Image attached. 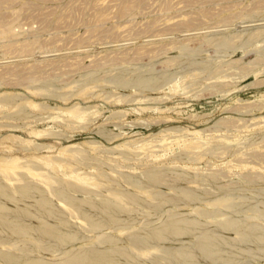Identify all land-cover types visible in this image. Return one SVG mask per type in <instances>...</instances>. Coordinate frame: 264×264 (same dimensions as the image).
<instances>
[{"label": "rangeland", "instance_id": "rangeland-1", "mask_svg": "<svg viewBox=\"0 0 264 264\" xmlns=\"http://www.w3.org/2000/svg\"><path fill=\"white\" fill-rule=\"evenodd\" d=\"M95 1L0 0L1 26L12 23L0 29V158H45L35 173L75 183L87 178L85 187L121 211L91 228L49 193L47 179L26 174L23 179L46 190L77 238L58 244L35 231L24 236L0 226V250L43 264H59L66 250L87 246L125 249L127 255H118L122 264H234L195 248L194 260L166 254L211 230L226 240L222 248L237 263L264 264V241H244L220 225L233 219L264 235V0ZM127 2L132 8L119 16ZM139 77L153 83L135 84ZM20 107L26 112L17 114ZM74 147L83 160L72 156ZM150 170L161 180L148 179ZM14 175L4 181L16 183ZM225 197L228 206L216 203ZM170 216L192 219L191 231L134 241ZM103 233L112 243L98 241Z\"/></svg>", "mask_w": 264, "mask_h": 264}, {"label": "bare ground", "instance_id": "bare-ground-1", "mask_svg": "<svg viewBox=\"0 0 264 264\" xmlns=\"http://www.w3.org/2000/svg\"><path fill=\"white\" fill-rule=\"evenodd\" d=\"M96 1H95V3H96ZM121 6L122 7H121V11H120L119 16H121V13H123L126 9L131 7V5H129L128 2L124 3ZM119 10H120V8H119ZM125 12L128 13V11H125ZM95 14H100L102 16V18L105 17L104 16L105 14L103 15V14H101V12L95 13ZM106 14H108V13H106ZM100 15L97 16L99 20L102 19V18L101 19L99 18ZM9 23H10V25L12 24L11 22H9ZM9 23L7 21V24L4 23L5 25H2V26H1V24H2L1 23L0 29H2L1 27H3V26L6 27L7 25H9ZM5 27H3V28H5ZM3 30L4 29H2L1 31H3ZM11 30L12 29L9 30L10 33H11ZM7 31H4V32H7ZM2 34H4V33L1 32L0 35H2ZM9 37H11V36H9ZM6 38H8V36H6ZM32 40H29L28 43L32 42ZM33 43H34V41H33ZM193 43H196V41H193ZM193 43H191V45ZM3 44H2V46H3ZM8 44H12V43L10 42ZM30 45H31V43H30ZM4 47H5V45H4ZM6 47H9V45ZM138 47H135L134 49L137 51L139 50V52H141L140 51L141 47L140 46H138ZM23 48H24V46H23ZM136 48H138V49H136ZM28 49H30V48H26V50H28ZM24 50H25V48H24ZM137 54H139V53L137 52ZM64 62H66V61H64ZM60 65H58V66H60ZM72 65H74V64L72 63ZM13 68H15V67H13ZM35 69H37V68L35 67ZM11 70H12V72H10V74L13 73L12 67L10 68L9 71H11ZM16 70H18V69H16ZM9 71H7V72H9ZM19 71H20V69H19ZM5 74H6V72H5ZM8 74H6V75H8ZM29 78L26 77L27 80ZM20 79H21V77H20ZM26 79L23 77V80H26ZM29 80H31V79H29ZM116 83H118L120 85H125L126 80H124L122 78H118L116 80ZM134 83L135 84H141V85H149V84L153 83V81L149 80L147 78L139 77L134 81ZM0 100H3V98H1ZM27 107H29V106H27ZM0 108H3V107H0ZM13 110H15V107ZM25 112H26V110L23 107H20L17 110V114H23ZM73 112H75V111H73ZM70 146L71 145L66 146L64 148H68ZM189 146H190V144H189ZM72 150H73V151H71L72 156L75 155V153L80 154V152H81V150H79V148H77V147L72 148ZM11 155H13V154H11ZM11 155L0 158V226L2 228L9 230L10 233L25 236V235H30L32 232L35 231L42 237L47 236V237L55 240V242L58 244L71 243L74 240H76V238H77L76 232L66 229V227H67L66 219L63 216L59 215L60 210L53 204L51 198L47 195L46 190L44 188H42L41 186L37 185L36 183H34V181H32L30 179H23V175H26V174L27 175L29 174L30 176H34V178H36V179H39L40 177L42 179H44V178L47 179V181L45 179H44L45 181L44 180L43 181L48 185L47 188H48L49 193L51 195H53L54 197H56L57 199H59L60 201H63L68 207L71 208L70 211L73 210L74 213L77 214V217L84 220L91 228H94V229L101 228L102 226L105 225L107 220H111V221L115 220L118 216L119 211H121L118 203L114 202L113 200H110L107 197L99 196L98 192H96L94 190H89L87 187H85L83 184L85 182H87V180H86L87 178L86 179L85 178H83V179L79 178L78 180H80V182H77V183H75L74 181L69 180L67 178H63V177L53 180L52 178H50L52 176L42 175V173H39L40 171H37L38 173L37 172L35 173V170L33 169V168L39 167V166H37L40 163L39 161L40 160H46L45 158H43V159L41 158L38 161L33 160L34 162L32 161L29 163V162L19 161L17 159V155H15L16 157H13ZM80 155H81L80 158L83 160L85 158V156L82 154H80ZM20 158L21 157H19V159ZM69 158H71V157H69ZM158 159H159V157H158ZM44 162L46 163L47 166L51 165L47 161H44ZM52 164H54V163H52ZM255 164H259V163H255ZM64 166L65 165H63V167ZM68 166H70V165H68ZM51 167H52L51 169H53V166H51ZM47 168H49V167H47ZM219 168H220V166H219ZM251 168H253V167H251ZM69 169H71L73 172L72 166ZM93 169H95V168H93ZM20 171H22V172H20ZM12 174H15L16 177H18L17 178L18 181L16 183H13L12 185H9L4 181V178H6L8 180L12 179V176H11ZM19 174H22V175H19ZM17 175H19V176H17ZM37 175H40V177L38 178ZM78 175H80V174H78ZM245 175L246 174H244V176ZM159 176H160V172H158V170H150L149 173L147 174V178L150 179L152 182L159 181V179H160ZM248 178H252V177L248 176ZM53 181H54V183H56L55 185H52ZM91 182L93 183V180H91ZM74 191L83 192L84 197L83 198L75 197L74 194H72V192H74ZM89 193H95L97 195V198L91 197L89 195ZM187 195H189V194H187ZM28 197L34 198L33 199L34 202L32 204L24 203V205H22V206L18 205L19 201H22ZM6 201L14 202L16 204L15 208L8 206ZM229 202H230L229 198H226V197L216 200V203L221 205V206H228ZM85 206L97 208L96 210L98 211V213L97 214L90 213L88 211V209H86ZM27 217H35L39 221L38 225L35 226V225H32L30 223L25 222V219ZM49 217H56V219H57L56 223L49 222L48 221ZM193 224H194V221L190 218H183L180 216H170L168 218V220H166L162 224V226H158L156 228L149 230L147 232L146 236H139L136 234V236L134 237V241H136L138 243H144V242H147L150 240L151 241H160V240L166 239L169 235H178V234L190 232ZM220 225L222 228L233 229L235 234L237 235V238L243 239L244 241H258V242L264 241V235L261 232H259L257 230V228L254 227V225H252L250 223H246L244 225V224H241L240 222H237L236 220L229 219V220H225ZM113 240H114V237L109 236L105 233L98 236V241L102 242V243L103 242L104 243H106V242L112 243ZM223 240L226 242L225 239H223ZM223 240L219 239V234L215 231H211V230L210 231H208V230L202 231L200 233V235L197 237L196 242L192 243L191 246L180 245V246L175 247V248H167L165 252L170 258L174 257L178 260H185V259L194 260L195 255H196V253H194V248H195V249L200 251L202 256L207 257V258H211L212 260H226V259H228V260H231L234 264H247V263H237L238 261L235 258H233L234 256H231L232 254L224 252V250L222 248V244L224 242ZM11 248H12V246H11ZM24 248H28V247L25 246ZM24 248H23V254H27V250L24 251ZM117 248H109V247L108 248L107 247H101L100 248V247H96V246H87V247H80L77 249H68L65 251V255L60 259V261L58 263L59 264H122L119 261L118 255H125L126 252H125V249H122V248L117 249ZM0 259L3 260L6 264H43L40 259L30 257L29 255H26V256L16 255V254H13L9 251H2V250H0Z\"/></svg>", "mask_w": 264, "mask_h": 264}]
</instances>
